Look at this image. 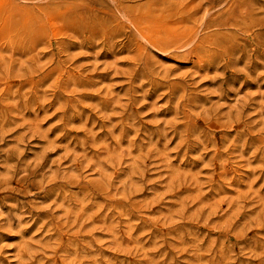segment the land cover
<instances>
[{
	"label": "rangeland",
	"instance_id": "374dc122",
	"mask_svg": "<svg viewBox=\"0 0 264 264\" xmlns=\"http://www.w3.org/2000/svg\"><path fill=\"white\" fill-rule=\"evenodd\" d=\"M0 264H264V0H0Z\"/></svg>",
	"mask_w": 264,
	"mask_h": 264
},
{
	"label": "bare ground",
	"instance_id": "6f19581e",
	"mask_svg": "<svg viewBox=\"0 0 264 264\" xmlns=\"http://www.w3.org/2000/svg\"><path fill=\"white\" fill-rule=\"evenodd\" d=\"M9 6H12L11 3H9ZM149 40H152V39L149 38ZM150 43H151V42H150ZM154 48H155V47H154ZM74 70H75V69H74Z\"/></svg>",
	"mask_w": 264,
	"mask_h": 264
}]
</instances>
